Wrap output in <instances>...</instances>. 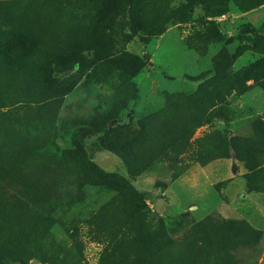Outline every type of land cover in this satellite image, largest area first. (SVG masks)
Wrapping results in <instances>:
<instances>
[{
  "label": "rangeland",
  "instance_id": "rangeland-1",
  "mask_svg": "<svg viewBox=\"0 0 264 264\" xmlns=\"http://www.w3.org/2000/svg\"><path fill=\"white\" fill-rule=\"evenodd\" d=\"M0 264H264V0H0Z\"/></svg>",
  "mask_w": 264,
  "mask_h": 264
},
{
  "label": "trees",
  "instance_id": "trees-1",
  "mask_svg": "<svg viewBox=\"0 0 264 264\" xmlns=\"http://www.w3.org/2000/svg\"><path fill=\"white\" fill-rule=\"evenodd\" d=\"M120 116H118L117 118H115V117H113V118H110L111 120H113V122H115V121H119V118ZM132 131V132H131ZM139 131V130H138ZM124 132H125V134H129V135H132L133 137H132V139L134 138V136H135V132L133 131V130H131V128L128 126V127H126L125 129H124ZM85 134H87V133H85ZM134 145H135V143H133ZM133 144H131L130 142L127 144V146L126 147H130V149H131V152H133L134 150L135 151H138V145H137V147H134V145ZM107 148L110 150V151H114V148H110V147H108L107 146ZM128 150V149H127ZM129 151V150H128ZM130 152V151H129ZM120 157H124L125 158V156L124 155H122V154H120V153H117ZM127 161V160H126Z\"/></svg>",
  "mask_w": 264,
  "mask_h": 264
},
{
  "label": "crops",
  "instance_id": "crops-1",
  "mask_svg": "<svg viewBox=\"0 0 264 264\" xmlns=\"http://www.w3.org/2000/svg\"><path fill=\"white\" fill-rule=\"evenodd\" d=\"M162 106V105H161ZM160 107V106H159ZM113 156V155H112ZM112 156H110V157H112ZM112 159V158H111ZM116 162V161H115Z\"/></svg>",
  "mask_w": 264,
  "mask_h": 264
}]
</instances>
